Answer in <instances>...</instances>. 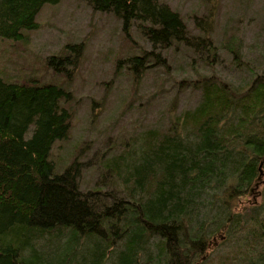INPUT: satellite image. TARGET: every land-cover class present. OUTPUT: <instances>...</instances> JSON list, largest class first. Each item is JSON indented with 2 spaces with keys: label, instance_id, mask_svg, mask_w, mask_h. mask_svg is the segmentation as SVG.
I'll use <instances>...</instances> for the list:
<instances>
[{
  "label": "trees",
  "instance_id": "16d2710c",
  "mask_svg": "<svg viewBox=\"0 0 264 264\" xmlns=\"http://www.w3.org/2000/svg\"><path fill=\"white\" fill-rule=\"evenodd\" d=\"M61 1L0 0V40L26 41L42 8ZM79 1L115 17L125 44L138 34L151 46L116 60L135 86L182 47L210 67L227 51L246 79L194 70L198 106L115 146L99 162L100 186L85 190L79 153L62 169L53 159L72 131L68 86L0 74V264H264V75L246 61L243 37L212 45L211 28L195 35L158 0ZM62 49L45 63L68 80L83 44Z\"/></svg>",
  "mask_w": 264,
  "mask_h": 264
},
{
  "label": "rangeland",
  "instance_id": "374dc122",
  "mask_svg": "<svg viewBox=\"0 0 264 264\" xmlns=\"http://www.w3.org/2000/svg\"><path fill=\"white\" fill-rule=\"evenodd\" d=\"M158 1L178 10L195 35L202 24L211 28L212 45L220 46L225 33L241 35L246 61L264 75V0H213L208 7L200 0ZM36 21L38 29L29 31L26 41L0 40V74L17 82L32 78L68 86L74 98L70 104L72 131L65 142L54 145L53 159L62 169L79 153L80 184L85 190L100 186L99 162L115 146L141 132L162 128L169 119L198 106L202 92L194 87L198 81L194 70L204 77L215 73L232 84L246 79L247 71L236 67L227 51L218 52L212 72L213 67L182 47L162 53L169 60V69L151 68L135 86L126 64L118 66L116 60L141 55L140 47L152 48L138 34L134 44H125L115 17L96 13L83 1L62 0L56 6L43 7ZM67 44H83L79 68L68 80L55 77L45 63L50 56L60 55ZM262 182L260 191L264 190ZM252 199L245 196L239 205Z\"/></svg>",
  "mask_w": 264,
  "mask_h": 264
}]
</instances>
